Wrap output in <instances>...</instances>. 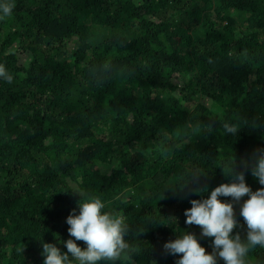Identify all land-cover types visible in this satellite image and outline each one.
Returning <instances> with one entry per match:
<instances>
[{
  "label": "trees",
  "instance_id": "obj_1",
  "mask_svg": "<svg viewBox=\"0 0 264 264\" xmlns=\"http://www.w3.org/2000/svg\"><path fill=\"white\" fill-rule=\"evenodd\" d=\"M12 3L0 21L13 77L0 78V264H43L42 240L67 251L73 187L125 217L128 264H175L163 251L175 231L211 252L184 211L228 182L221 166L243 170L264 147V0ZM224 120L247 125L225 136ZM191 169L204 175L166 189ZM247 259L264 264V248Z\"/></svg>",
  "mask_w": 264,
  "mask_h": 264
},
{
  "label": "clouds",
  "instance_id": "obj_2",
  "mask_svg": "<svg viewBox=\"0 0 264 264\" xmlns=\"http://www.w3.org/2000/svg\"><path fill=\"white\" fill-rule=\"evenodd\" d=\"M13 8L12 0H0V21L11 16ZM0 78L8 82L13 79L3 66H0ZM246 125L240 120L221 122L223 134L231 137H236ZM221 167L228 182L210 191L203 189V192H208L207 197L190 200L191 207L184 211L187 225H197L201 237L213 238L211 252L206 251L195 233L175 231L176 238L163 244V251L167 255L179 257L175 264H217L218 258L223 264H248L250 251L257 247L264 248V147L256 149L242 162L243 170L237 169L235 161ZM249 172L261 185L255 191L246 183L245 177ZM203 175L204 172L191 169L181 186L166 189H183L190 181ZM195 191L202 195L200 189ZM68 192L80 197L76 208L66 218L68 234L74 239L60 241L67 251L42 240L43 264H128L131 249L126 239L129 230L125 217L105 210V203L100 197L86 194L79 187H73ZM245 196L247 199H242ZM222 197L231 199L222 200ZM236 204L239 205V216L246 225L243 238L240 233L233 234L235 228L241 227L236 218ZM170 218L168 223L157 225L176 223L175 217ZM77 241H83L85 246H79Z\"/></svg>",
  "mask_w": 264,
  "mask_h": 264
}]
</instances>
